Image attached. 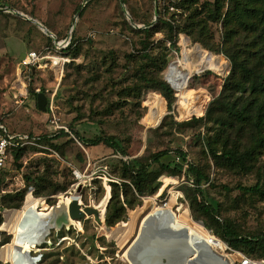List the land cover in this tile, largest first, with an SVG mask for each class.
<instances>
[{
	"label": "rangeland",
	"instance_id": "374dc122",
	"mask_svg": "<svg viewBox=\"0 0 264 264\" xmlns=\"http://www.w3.org/2000/svg\"><path fill=\"white\" fill-rule=\"evenodd\" d=\"M85 1L0 0V10H6L0 12V120L9 133L29 136L31 142L24 145L27 147L21 168L7 166L0 186V210L6 211L5 220L0 221V264H32L27 253L33 240L24 237L31 229L25 225L26 217L41 216L60 200L68 204L78 186L81 208H95L99 221L85 215L68 228L52 231L45 244L30 252V257H39L37 264H130L123 252L135 237L141 219L151 208L162 205H171L177 216L187 212L193 230L199 224L203 252L189 257L188 263L205 258V251H214L216 256L209 264H231L241 257L240 253L228 247L226 251V245L201 220H193L198 213L181 190L193 185L183 174L161 176L157 180L158 192L139 198V204L127 209L123 222L108 227L104 219L109 182H118L115 172L119 161L167 150L168 155L161 161L172 164L178 162L173 150L179 148L186 153L187 161L207 176L200 188L203 199L218 208L220 225H228L243 235H255L264 228V202L237 189L256 183L264 188V150L252 172L229 171L216 167L203 154V126H175L204 117L208 104L219 95L229 74V60L217 51L222 46L221 22L211 25L209 43L214 51L183 33L178 35L177 49L165 43L168 63L159 74L165 82L168 66L175 60H180L191 74L192 69L202 71L191 77L185 89H172L175 100L168 110L156 90L142 92L140 96L134 90L135 71L140 67L136 53L140 37L129 30L142 29L147 22L155 24L164 0H126L123 7L119 0H90L87 4ZM15 13L37 21L51 36ZM73 37L78 45L75 59L63 54ZM155 38L161 39L162 35L156 33ZM31 52L42 58L40 67L23 65ZM37 92L45 94L47 107L53 103L58 119L55 126L47 111H38L33 96ZM69 128L85 140L100 133L114 136L127 156L114 154L104 144L81 145L71 136L52 142L53 145L37 142L38 138L56 135L60 130L68 133ZM26 178L29 182L38 178L43 193H27L30 184ZM24 190L20 209H6L3 196ZM40 204L44 206L37 211ZM10 217L18 220L20 226L10 223ZM106 228L120 229L107 232Z\"/></svg>",
	"mask_w": 264,
	"mask_h": 264
},
{
	"label": "trees",
	"instance_id": "16d2710c",
	"mask_svg": "<svg viewBox=\"0 0 264 264\" xmlns=\"http://www.w3.org/2000/svg\"><path fill=\"white\" fill-rule=\"evenodd\" d=\"M123 3L126 5V0ZM219 22L222 26V46L217 51L229 60V74L224 79L219 95L208 104L204 117L175 126H203L206 129L202 138L203 154L209 156L216 167L247 174L252 172L264 150V0H164L155 24L147 22L139 30L129 27L132 33L140 37L136 48L140 67L135 71L133 87L138 96L142 92L156 90L170 110L175 92L159 76L168 63L165 43L177 49L178 35L183 33L194 42L214 51L209 43L212 38L211 25ZM156 33H160L162 38L156 39ZM77 47L73 37L63 54L75 59L78 56ZM192 70L194 75L202 72ZM37 94L33 93L35 99ZM69 136L81 145L96 147L104 144L114 154L127 156L120 141L114 136L100 133L85 140L72 128H69L68 133L60 130L56 135L38 138L37 142L53 145L52 142ZM196 136L199 138L200 133ZM25 147L27 146L23 145L10 149L6 167L21 168L20 161ZM168 152L164 150L129 161H119L115 172L118 182H109L110 197L104 217L106 226L113 227L123 222L127 209H133L139 204V198L156 194L160 189L157 180L161 176L179 177L183 174L193 185L181 187L191 208L198 213L193 220H201L203 226L211 230V234L231 251L249 259L264 261V228L255 235H243L228 225H220L217 221L218 208L203 199L200 188L208 180L207 176L196 164L187 161L186 153L179 148L173 150L178 162L164 164L161 160ZM6 167L0 175V186ZM26 179L30 184L27 193L29 189H32V195L35 196L43 193L44 189L38 178L35 182ZM222 188L229 191L225 186ZM237 189L264 202V188L258 183L250 187L238 186ZM24 193L25 190L15 195L3 196V205L12 211L20 209ZM43 206L38 205L36 210ZM10 218V223L20 226L18 220Z\"/></svg>",
	"mask_w": 264,
	"mask_h": 264
},
{
	"label": "bare ground",
	"instance_id": "6f19581e",
	"mask_svg": "<svg viewBox=\"0 0 264 264\" xmlns=\"http://www.w3.org/2000/svg\"><path fill=\"white\" fill-rule=\"evenodd\" d=\"M192 74L189 70L183 68L180 60H175L169 65L165 78L174 90L180 91L185 89L190 80L197 75ZM22 90L24 91L21 88V92ZM46 212H42L43 215ZM39 217H26L25 225L31 229H36L34 224ZM193 226L194 224L190 221L187 212L177 216L171 205L153 207L141 219L135 237L123 252V258L130 264H161L162 260H166L165 264H209L210 260L216 256L214 251H205V258L195 259L188 263L189 257L203 252L198 234L199 224L195 225L197 227L195 230L192 229ZM107 232H110V230ZM35 241L33 240L31 244H34ZM33 249H36V247L31 246L27 256L32 264H37L38 258L30 257V252ZM235 253L231 256H234Z\"/></svg>",
	"mask_w": 264,
	"mask_h": 264
},
{
	"label": "water",
	"instance_id": "95a60500",
	"mask_svg": "<svg viewBox=\"0 0 264 264\" xmlns=\"http://www.w3.org/2000/svg\"><path fill=\"white\" fill-rule=\"evenodd\" d=\"M89 1L90 0H86L85 4H87ZM119 3L121 4L122 7L124 6L123 0H119ZM82 8L83 6H81L78 9L76 13V17L79 15ZM5 11L6 10H0V12H5ZM15 14L25 20L32 22L33 24H36L39 28H41L43 33L51 36L50 32L46 28H43L41 24H39L37 21L27 18L19 13H15ZM125 14L128 16L126 12ZM129 20L131 21L130 18ZM74 25H75V19L72 22V28L70 34L73 31ZM196 46L199 47L198 45ZM166 82L169 84L167 80ZM170 87L171 89H173L171 85ZM36 107L38 111L42 113H45L47 111V99L45 94L38 92L36 96ZM158 124H160V122ZM78 192H79V186L77 187L76 192L73 194L68 204L60 200L56 205L51 206L50 209L44 215L40 216L39 219L34 224L36 229H30L28 230L27 233L24 234V237L28 241H32V240L35 241L36 239L35 243L31 244L32 247L38 248L41 245L45 244L47 242L48 236L51 234L52 231L58 232L62 228H68L74 223V221H78L84 218L85 215L94 216L95 221L96 222L99 221L100 214L95 208H83V209L81 208V205L79 203V197L77 195ZM106 229L109 230V228ZM37 258L39 259V257Z\"/></svg>",
	"mask_w": 264,
	"mask_h": 264
},
{
	"label": "built area",
	"instance_id": "2783aa9c",
	"mask_svg": "<svg viewBox=\"0 0 264 264\" xmlns=\"http://www.w3.org/2000/svg\"><path fill=\"white\" fill-rule=\"evenodd\" d=\"M41 59L42 58L39 57L36 53L31 52L27 55V57L23 61V65L40 67L39 62ZM47 113L51 117V121H50L51 124L55 126L58 119L55 116V107L53 106L52 102L47 107ZM30 143L31 142L28 136H21V135L9 133L7 128L3 125L2 121L0 120V175L4 171L6 164L9 160L10 149L13 147L23 146L25 144H30ZM28 193L32 194V189H29ZM5 213L6 211L0 210V221L5 220ZM231 264H264V261L249 259L241 255L239 260H235Z\"/></svg>",
	"mask_w": 264,
	"mask_h": 264
}]
</instances>
